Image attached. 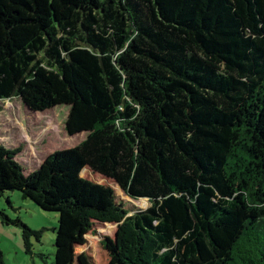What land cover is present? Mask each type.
Here are the masks:
<instances>
[{
    "label": "trees",
    "instance_id": "trees-1",
    "mask_svg": "<svg viewBox=\"0 0 264 264\" xmlns=\"http://www.w3.org/2000/svg\"><path fill=\"white\" fill-rule=\"evenodd\" d=\"M15 97L68 106L67 134H87L28 175L0 145V198L68 219L61 264L94 224L116 225L110 264H264V0H0V101ZM0 218L26 248L40 237Z\"/></svg>",
    "mask_w": 264,
    "mask_h": 264
},
{
    "label": "rangeland",
    "instance_id": "rangeland-1",
    "mask_svg": "<svg viewBox=\"0 0 264 264\" xmlns=\"http://www.w3.org/2000/svg\"><path fill=\"white\" fill-rule=\"evenodd\" d=\"M44 112L30 111L16 97L0 101V145L21 150L16 161L23 167L25 175L36 170L49 154L74 148L87 135L84 132L74 136L67 134L68 106L61 105ZM81 176L111 186L128 209L144 210L149 207L147 200L129 199L118 187L89 168L84 169ZM0 211L11 220L17 219L29 230L41 232L38 239L30 236L29 248H26L22 226L3 224L0 218V251L5 264H61L59 253L67 240L65 234L69 227L62 211L45 207L31 197L23 198L18 191L4 192L0 198ZM110 225L112 228L94 224L85 236V243L74 246L73 258L68 264H110L109 256L100 244L104 237H114L116 225Z\"/></svg>",
    "mask_w": 264,
    "mask_h": 264
}]
</instances>
